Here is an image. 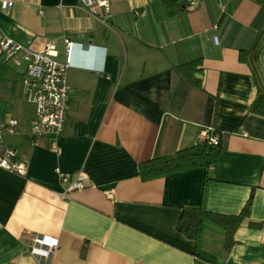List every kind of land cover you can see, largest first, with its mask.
Returning a JSON list of instances; mask_svg holds the SVG:
<instances>
[{
  "label": "crops",
  "instance_id": "obj_1",
  "mask_svg": "<svg viewBox=\"0 0 264 264\" xmlns=\"http://www.w3.org/2000/svg\"><path fill=\"white\" fill-rule=\"evenodd\" d=\"M11 1L8 13L0 7V39L53 42L61 61L64 38L76 45L58 151L50 134L31 143L35 116L22 96L11 88L0 98V121H18L0 151L13 147L27 166L24 175L0 167V264H264V116L249 109L264 93V0L175 13L165 0H110L105 22L79 0ZM204 130L223 141L210 167L141 177V163ZM59 172L81 173L87 187L68 191ZM250 196L228 249L211 217L198 242L177 228L185 208L238 214ZM35 234L58 239L45 260L30 253Z\"/></svg>",
  "mask_w": 264,
  "mask_h": 264
},
{
  "label": "built area",
  "instance_id": "obj_2",
  "mask_svg": "<svg viewBox=\"0 0 264 264\" xmlns=\"http://www.w3.org/2000/svg\"><path fill=\"white\" fill-rule=\"evenodd\" d=\"M81 5L100 21L110 13V0H79ZM203 0H177L184 9H195ZM13 2L1 0L0 7L9 12ZM216 39V38H215ZM76 43L64 38L65 60L57 57L56 45L45 42L41 48L24 46L9 37L0 39V56L3 63L12 61L22 76L21 96L36 107L35 120L29 130L31 143L34 139L50 134L54 137L51 148L58 151L56 137L62 132L68 113V96L70 86L66 73L73 63V51ZM18 121L8 118L0 121V144L5 133L17 132ZM198 142L217 145L220 138L207 130L201 132ZM0 167L11 172L24 175L27 166L24 160L17 156L16 149L6 147L0 151ZM60 180L67 183V190H79L87 187L85 177L81 173L59 172ZM58 245L56 237L46 234H35L31 238L30 253L41 259H47Z\"/></svg>",
  "mask_w": 264,
  "mask_h": 264
},
{
  "label": "trees",
  "instance_id": "obj_3",
  "mask_svg": "<svg viewBox=\"0 0 264 264\" xmlns=\"http://www.w3.org/2000/svg\"><path fill=\"white\" fill-rule=\"evenodd\" d=\"M168 6H176L179 9L172 10V13L180 11L181 6L177 0H165ZM261 1V0H259ZM183 9V8H182ZM195 64V63H194ZM183 64L182 70L184 74L193 84L194 88L201 89L200 80L194 77L196 67L190 68V74L185 70ZM250 112L264 116V93H257L250 105ZM220 142L217 145H210L206 142H197L187 148L174 152L171 155H159L140 164L139 174L144 179L163 176L168 173L177 172L192 167H210L217 154L223 148L222 137L218 135ZM252 196L249 197L246 204L238 214L223 215L205 211L201 206L188 207L182 210L181 217L178 222V230L187 238L198 242L200 238L202 220L205 217L213 218L218 224L224 227L226 231L224 248L228 249L233 244V233L241 221L249 216ZM258 225L257 223H252Z\"/></svg>",
  "mask_w": 264,
  "mask_h": 264
},
{
  "label": "rangeland",
  "instance_id": "obj_4",
  "mask_svg": "<svg viewBox=\"0 0 264 264\" xmlns=\"http://www.w3.org/2000/svg\"><path fill=\"white\" fill-rule=\"evenodd\" d=\"M0 56V98L10 94V89L13 88L12 96L13 98H20V89H21V77L17 73V67L10 60L6 63H3ZM24 104L27 107L29 115L32 114L35 116L36 107L34 104L25 102Z\"/></svg>",
  "mask_w": 264,
  "mask_h": 264
}]
</instances>
